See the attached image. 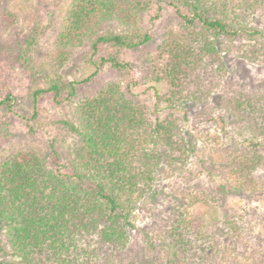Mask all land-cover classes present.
I'll return each mask as SVG.
<instances>
[{
  "label": "trees",
  "instance_id": "1",
  "mask_svg": "<svg viewBox=\"0 0 264 264\" xmlns=\"http://www.w3.org/2000/svg\"><path fill=\"white\" fill-rule=\"evenodd\" d=\"M226 55L264 69V0H0V264H248L244 217L216 189L264 195V86L230 78ZM14 69L30 107L16 139ZM106 70L119 78L98 79ZM121 78L150 85L153 104ZM48 123L60 135L40 143ZM190 158L221 185H166L169 212L132 247L137 207Z\"/></svg>",
  "mask_w": 264,
  "mask_h": 264
},
{
  "label": "rangeland",
  "instance_id": "2",
  "mask_svg": "<svg viewBox=\"0 0 264 264\" xmlns=\"http://www.w3.org/2000/svg\"><path fill=\"white\" fill-rule=\"evenodd\" d=\"M174 15L168 12L164 15L159 21L153 24L149 29V32L152 36L151 42L146 45L144 50L149 52L153 51L159 43L162 28L166 21L173 19ZM225 61L229 69V77L235 81H240L243 84H246L249 88L263 87L264 86V69L255 64H247L240 60H237L234 55H226ZM98 79L101 81H109L118 79L119 75L115 73L114 70H106L98 75ZM71 79V78H70ZM124 85L129 86V90L140 95L141 101L145 102L148 106L152 105L154 102L153 90L150 85H144L142 87H132L127 78L120 79ZM27 80L24 75H22L19 69H14L11 74L10 80V94L14 102V115L11 118L10 122V131L12 132L13 137L22 138L28 131L27 117L30 112L29 105L25 102V88ZM98 86L94 81L92 85H89V89ZM64 108L56 107L52 109L49 113V117L54 119V117L62 116L64 113ZM189 119L185 123H181L182 128L187 131L189 134L195 131L193 129L197 124H192L193 116L196 113L197 109L189 108L188 109ZM181 117V116H179ZM215 127L210 124H199L198 129L204 132L209 131L210 135H214ZM230 127L228 126V129ZM60 131L57 126L53 123H48L43 126H38L33 131V137L39 140L40 143L49 142L51 139L58 138ZM203 164L199 163L196 158H190L185 162V173L183 175L175 174L173 178H166L164 181L159 182L155 189L160 193L154 194L153 196L147 197L142 201L135 211V223L136 228L130 233V245L135 247L136 245L142 244L144 242V234L149 233V228L155 223L153 213L164 212L160 218L166 217L169 212V205L171 200L165 197L163 191H165V186L169 187L175 186H211L216 189L221 184V180L212 178L210 179L205 173H203ZM165 172V170L163 169ZM263 174V173H262ZM185 176V177H184ZM177 177V179H176ZM163 186V188H161ZM179 188V187H178ZM177 188V189H178ZM227 188V187H226ZM216 189L217 192L223 194L224 204L231 209L237 211L240 215L244 217L242 223H240L243 237L237 242L238 250L236 253H239V258L247 262L248 264H264V195H234L229 193L228 189ZM220 191V192H219ZM169 192V191H168ZM214 195L217 196L215 193ZM204 213L207 218H210L213 214L210 213V210H204L194 206L190 211V215H194L197 212ZM226 240L222 241L224 244ZM235 254V253H233Z\"/></svg>",
  "mask_w": 264,
  "mask_h": 264
}]
</instances>
